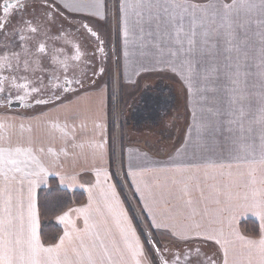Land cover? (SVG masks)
<instances>
[{
	"label": "crops",
	"instance_id": "1",
	"mask_svg": "<svg viewBox=\"0 0 264 264\" xmlns=\"http://www.w3.org/2000/svg\"><path fill=\"white\" fill-rule=\"evenodd\" d=\"M120 2L121 0H53V4L59 5V9L65 13L66 20L81 18L88 26L92 20L106 22L115 18L118 77L122 84L136 85L138 79L142 77H139L140 74L132 77L126 72L125 60L128 54L136 53V45L142 48L158 47L161 52H168L169 44L166 39L161 40L163 37L156 34L149 36L147 29L141 32L136 27V21L140 19L137 13L142 12L135 7L137 0H123L124 3L132 5L124 14L119 11ZM194 2L208 3L209 0ZM223 2L231 3L232 0ZM252 2L259 4L260 0ZM248 15L254 21H259L264 18V9L257 7L248 12ZM258 30L257 24L253 23L252 31ZM259 47L258 38L254 37L250 55L257 57L255 63H258ZM164 63L165 68L161 64L153 67L169 69L170 72L162 71L160 74L165 72L173 83L183 86L185 96L182 98L184 108L181 114L177 108H172L173 123L166 127L157 125L156 121L155 124L146 129L142 127L138 131L139 128L131 126L132 124L126 123L127 126L123 124L121 134H124V137L123 139L113 137L111 148L107 129L108 81H99L91 88L80 90L30 113L8 107L0 108V116L7 115L16 122L14 140L32 138L35 149L43 148V152L35 149L31 151V156L40 161L44 168L39 178H30L34 181L31 193L26 180L15 194L22 217L18 221L23 226L22 241L27 239L31 223L29 216L31 195V203L35 206L32 209L35 233L43 247L58 243L59 238L68 232L73 246L80 243L76 237H80L88 244L99 236L100 240L97 243L102 242L108 253L105 264H136L138 260H142L144 257L135 254L137 241L145 253L158 247L169 259L172 254L198 248L204 254L202 259H211L215 264H224L225 250L228 251V264H250V261L251 264H259V253L248 244V241L260 240L264 221L243 201H240L230 213H220L219 206L214 202L213 190L208 187L221 181L227 183L230 173L231 179H238V172L244 173L243 181L254 179L257 181L256 186L259 187L261 171L264 170L259 141L256 140L255 150L248 154L206 153L204 154L206 158H199L200 146L213 141L221 123L229 119L226 114L219 118L213 115L217 109L226 112V105L219 99L203 100L195 88L189 95L182 82L181 70L176 69L180 68L178 61L170 58ZM169 63L175 65V68L170 67ZM252 84H256L258 88L256 77L250 78L249 85ZM257 108H254L248 117L253 122L254 135L261 126L258 122L264 120V112L258 111ZM126 120L127 116L124 117V121ZM21 125L23 127H20ZM130 126L133 129L128 130ZM111 152L113 162L117 157V170L116 166L113 165L112 168L110 164ZM93 153L97 154L95 158ZM18 159L29 161L25 171H39L36 165L31 163L28 155L22 154ZM206 163L223 165V168H206L203 166ZM196 164H200L201 167L197 169ZM181 174L206 179V185L205 199L199 203L194 201L191 205L183 204V217L178 219L176 202L170 200L171 206L163 204L160 193L164 190L169 177ZM50 179H54L60 189L83 193L85 200L81 205L70 208L73 211L69 212L66 221L57 219L64 212L52 220L61 233L55 243L45 244L40 236L42 221L37 209V195L48 187ZM122 188L126 191L125 189L122 191ZM226 191H231L235 195L242 194L244 189L233 186ZM195 195L199 199V194ZM76 209L83 211L78 212ZM68 211L69 209L65 212ZM247 221L256 225L257 236L248 235L240 228V224ZM229 223L232 226L231 231L228 228ZM174 224L177 226L173 227ZM197 224L202 225V230L199 238L193 239L196 232L188 228H194ZM173 232L176 233L175 236L172 235ZM209 234L214 239L203 238ZM184 238H187V242ZM216 239L220 240L219 244L215 242ZM68 242L66 239L65 243ZM45 255H50L54 259L56 254H41V257ZM148 258L151 259V254ZM178 259L180 264H183V257Z\"/></svg>",
	"mask_w": 264,
	"mask_h": 264
},
{
	"label": "snow or ice",
	"instance_id": "2",
	"mask_svg": "<svg viewBox=\"0 0 264 264\" xmlns=\"http://www.w3.org/2000/svg\"><path fill=\"white\" fill-rule=\"evenodd\" d=\"M52 4L53 0H42L41 7L48 9L52 7ZM56 7L59 8V5ZM129 7L132 5L121 0L120 13H126ZM135 7L142 10L137 13L140 19L136 21V27L141 32L147 29L149 36L156 34L167 40L170 58L178 61L182 82L188 94L191 95L195 88L203 100L219 99L226 105V112L217 109L213 115L219 118L226 114L229 119L221 123L213 141L200 146L199 158H206L204 155L206 153L209 155L225 153L233 155L241 152L248 154L255 150V142L258 140L261 164H264V120L258 122L261 126L254 135L253 122L248 119L257 105H259L257 110L264 112V18L254 21L248 15V12L257 7L264 9V0H260L259 4L252 0H232L231 3H224L223 0H209L208 3H198L194 0H137ZM21 10L26 12V3L22 5ZM4 11L7 13L9 8L6 6ZM38 18L39 22H37ZM253 23L258 26L259 30L256 32L252 31ZM54 27L55 17L47 10L42 16L34 12L32 15L20 16L18 20L9 17L0 22V69L9 72V76L0 81V98H3L2 94L5 92L4 84L14 82L21 71L24 73L31 71L35 77L33 83L37 86L31 88L33 93L47 89L48 86L44 83L45 78L49 82L52 79L59 80V75H56L59 69L56 67L55 57L62 54L60 47L64 49L63 54L75 52L70 57L71 60L81 59L79 45L75 50L67 41L60 47L57 46V42L63 35V29H57L56 34L53 35ZM82 27L91 36L96 35V32L89 29L87 25ZM22 33L26 34L22 35ZM36 37H43L51 42L50 56L41 55L46 53L47 45L37 41ZM254 37L258 38L260 45L258 63L254 62L257 57L250 55ZM22 62L23 69H21ZM169 66L175 68V65L171 63ZM50 68L51 72H49ZM78 68L79 64L65 62L63 65L64 85H56V91L52 93L57 100L67 98L70 91H77V89L70 90L67 85L75 83L83 86V81L76 75ZM37 72L40 75L37 76ZM69 72L72 73L71 79L68 78ZM251 77L257 78L258 88L256 84L249 85ZM12 86H15L14 83ZM20 87L25 86L20 85ZM8 90L11 91L10 88ZM18 99L23 101L24 97L21 96ZM7 102L10 104L12 101ZM36 103H48V101L37 100ZM0 130H3L0 132V264H105L108 253L102 242L97 243L100 240L99 236L88 244H85L80 237H76L80 243L73 246L70 234L65 232L58 243L43 247L35 233L34 212H32L35 206L31 203V195H29L31 223L27 239L22 241L23 226L18 223L22 217L19 214L15 194L26 180L31 193L34 181L30 178H39L44 168L40 161L31 156V151L35 149L32 138L13 139L16 136V122L13 118L7 115L0 116ZM73 138H75V129H73ZM35 150L43 152V148ZM22 154L28 155L31 163L35 164L39 171H25L29 161L18 159ZM92 155L95 158L97 154ZM203 166L223 168V165L212 163H206ZM195 167L199 169L201 165L196 164ZM229 177L227 183L221 181L217 185H208L213 190L214 202L219 206L218 211L222 214L230 213L240 201H243L264 221V170L261 171L259 187L256 186L257 181L254 179L243 181V172L237 173L238 179H231V173ZM205 185L206 179L202 180L197 176L173 175L167 179L164 190L160 193V200L168 206H171L170 200L175 201L179 219L183 217V204L191 205L194 201L199 203L200 200L205 199ZM233 186L242 187L243 193L233 195L231 191H226ZM197 193L199 199L195 195ZM71 211L73 210L69 209L57 219L66 221ZM85 223L87 224V221ZM176 226V224L173 225V227ZM231 227L229 223L230 231ZM188 230L195 231L196 236L193 239H197L202 225L197 224L194 228L189 227ZM172 235L175 236L176 233L173 232ZM203 238L214 239L211 234ZM66 239L69 241L68 244L65 243ZM184 239L187 242V238ZM215 242L219 244L220 240L216 239ZM248 244L257 249L259 264H264V228H262L260 240L258 242L250 240ZM52 253L56 254L54 259L50 255L41 257V254ZM135 254L144 257L136 264H170V260L171 264H180L178 257H183V264H215V261L211 259H202L204 254L198 248L172 254L169 259L158 247L145 253L137 241ZM149 254L151 259L148 258ZM224 264H228L227 250L224 252Z\"/></svg>",
	"mask_w": 264,
	"mask_h": 264
},
{
	"label": "flooded vegetation",
	"instance_id": "3",
	"mask_svg": "<svg viewBox=\"0 0 264 264\" xmlns=\"http://www.w3.org/2000/svg\"><path fill=\"white\" fill-rule=\"evenodd\" d=\"M27 4V10L22 11L21 7L24 4ZM42 0H0V22L9 19L12 17L14 20H18L20 16L32 15L34 12L38 13L40 16L47 10L52 13L55 17V27L52 30V34L55 35L57 29H63V35L61 39L57 42V46L63 45L65 41L71 45L72 49L75 50L77 46H80L81 59L79 61L71 60L70 57L75 54V52L64 53V49L60 47L61 55L55 57L56 67L59 69L56 72V75H59L60 79H52L51 82L47 78L44 79V83L48 86L44 92H41L37 95H31V88L37 86L36 83H33L35 77L32 72L24 73L21 71L17 74V78L14 82H6L5 92L2 94L3 98H0V108H9V106H19L15 109L16 111L29 113L30 111H36L40 108L58 101L54 96L53 92L56 91V85H64L65 74L63 72V65L65 62L69 64H79L76 75L79 79L83 81V86L76 85L71 83L67 87L71 89H77L75 92H69L67 97L83 89L91 88V85L96 84L99 81H107L108 78V66H109V55H110V45L108 41L107 29L105 24L99 20H92L88 26L94 29L96 32L95 36H91L85 31L82 27L87 25L81 18H76L75 20H66L65 13L62 12L56 5L52 4L51 8L46 9L41 7ZM9 8V11L5 13L4 8ZM39 22V18L37 20ZM89 28V27H88ZM26 33H22L25 35ZM10 38V37H9ZM36 40L40 43L47 45L46 53L41 55H51L52 54V45L51 42L45 40L43 37H36ZM87 40V43L85 41ZM19 50V49H17ZM34 59V57L32 58ZM85 65L87 67L85 68ZM23 62L21 63V69H23ZM35 67V64H33ZM51 72V68L49 69ZM36 75H40L39 72ZM9 72L4 69H0V81L4 77H8ZM72 73H68V78L71 79ZM26 77V78H24ZM47 77V74H46ZM14 83V87L12 86ZM36 84V85H34ZM20 85L25 87L21 88ZM11 89L9 91L8 89ZM62 90V89H61ZM141 93L142 88L138 87L136 95L138 92ZM135 95V96H136ZM23 96V101L19 100L18 97ZM11 100L9 104L7 101ZM37 100H47L48 103H36Z\"/></svg>",
	"mask_w": 264,
	"mask_h": 264
},
{
	"label": "rangeland",
	"instance_id": "4",
	"mask_svg": "<svg viewBox=\"0 0 264 264\" xmlns=\"http://www.w3.org/2000/svg\"><path fill=\"white\" fill-rule=\"evenodd\" d=\"M102 22L106 26L107 38L111 46L108 78L106 80L108 84L111 83V85H109L112 94V106H114L113 115L116 126L114 129H117L115 130V137L117 136L123 139L124 134H121V132L123 124L127 126L126 123L139 128L138 131L142 129V127L146 129V127L151 126V124H155L156 121L157 125L164 127L170 126L173 123L174 115L171 109L177 108L181 114L184 108L182 103V98L185 96L183 95L185 93L184 88L180 84L177 85L173 83L174 81L169 75L164 74L165 72L160 74L162 71L170 72L169 69L162 70L159 69L160 67H153V65L156 64L164 66V62L170 59L169 51L161 52L158 47L142 48L136 45V53L130 52L128 58L125 60L126 72L132 77H136L140 74L139 77L142 78L138 79L136 85L133 83L132 85L122 84L118 77L116 21L114 18L110 21ZM161 40L164 41L165 39L161 38ZM163 68H165V66ZM176 69L181 70L180 68ZM91 87H93V85H91ZM138 87L142 88V94L138 91L137 93L139 95H136L135 91ZM41 92H44V90ZM39 93L31 92L30 94L33 96ZM132 98H134L133 101ZM125 116H127L126 121H124ZM131 126L130 128L128 127V130H131V128L133 129ZM128 134L132 135V133ZM116 160L117 157L114 158L113 165L116 166L117 170Z\"/></svg>",
	"mask_w": 264,
	"mask_h": 264
},
{
	"label": "trees",
	"instance_id": "5",
	"mask_svg": "<svg viewBox=\"0 0 264 264\" xmlns=\"http://www.w3.org/2000/svg\"><path fill=\"white\" fill-rule=\"evenodd\" d=\"M108 83V82H107ZM111 85V83H109ZM108 88L107 117H108V143L111 148L113 137H115V121L112 106V94L110 85ZM90 88V87H88ZM84 90V89H83ZM112 151V149H111ZM110 164L113 168V154H110ZM85 200L84 194L75 191L70 192L60 189L54 179L48 181V187L41 190L37 195V209L42 225L40 236L45 244H53L60 236V229L52 223V220L66 210L81 205ZM240 228L248 235L257 236V227L254 223L247 221L240 224Z\"/></svg>",
	"mask_w": 264,
	"mask_h": 264
},
{
	"label": "water",
	"instance_id": "6",
	"mask_svg": "<svg viewBox=\"0 0 264 264\" xmlns=\"http://www.w3.org/2000/svg\"><path fill=\"white\" fill-rule=\"evenodd\" d=\"M9 108L15 110V109L19 108V106H11V105H10Z\"/></svg>",
	"mask_w": 264,
	"mask_h": 264
}]
</instances>
